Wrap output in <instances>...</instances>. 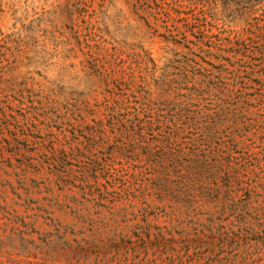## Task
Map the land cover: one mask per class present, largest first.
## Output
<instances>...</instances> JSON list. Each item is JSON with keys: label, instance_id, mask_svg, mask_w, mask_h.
<instances>
[{"label": "rangeland", "instance_id": "1", "mask_svg": "<svg viewBox=\"0 0 264 264\" xmlns=\"http://www.w3.org/2000/svg\"><path fill=\"white\" fill-rule=\"evenodd\" d=\"M237 2L0 0V264H190L179 257L207 251L190 219L228 225L221 199L184 206L171 171L145 179V156L130 158L142 147L119 127L162 99L169 58L194 54L232 88L221 140L257 150L264 3L238 18Z\"/></svg>", "mask_w": 264, "mask_h": 264}, {"label": "trees", "instance_id": "2", "mask_svg": "<svg viewBox=\"0 0 264 264\" xmlns=\"http://www.w3.org/2000/svg\"><path fill=\"white\" fill-rule=\"evenodd\" d=\"M189 1L192 8L204 5V0ZM258 3L264 0H238L234 12L238 18L243 17ZM242 21L246 29H252L251 19L245 17ZM258 51L264 55V40ZM190 55L169 58L160 67L154 86L162 99L142 103L141 109L133 106L136 112H130L132 116L126 120L120 119L119 129L123 127L126 134L136 137V145L142 147L130 158L145 156L141 166L145 179L160 185L171 171L176 189L182 190L175 198L184 206H190L197 196L207 201L220 198L223 209L232 217L228 225L217 226L190 219L197 229L196 236L203 233L208 238L204 247L207 251L196 244L193 252L186 251L184 259L183 255L179 257V262L264 264V130L254 152L237 150L235 144L225 146L219 126L230 110L229 94L224 90H232L221 75L225 68H203L193 58L195 55ZM217 171H222V182L205 181Z\"/></svg>", "mask_w": 264, "mask_h": 264}]
</instances>
